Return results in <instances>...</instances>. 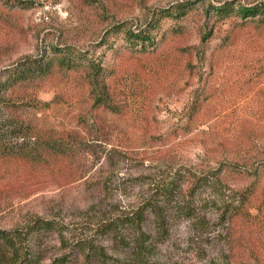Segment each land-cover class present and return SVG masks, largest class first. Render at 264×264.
Here are the masks:
<instances>
[{"label":"rangeland","instance_id":"374dc122","mask_svg":"<svg viewBox=\"0 0 264 264\" xmlns=\"http://www.w3.org/2000/svg\"><path fill=\"white\" fill-rule=\"evenodd\" d=\"M261 1L96 0L94 9L82 0H12L14 8L0 0V75L26 58L57 60L50 80L20 94L38 102L22 117L69 134L79 150L67 163H0V229L58 217L71 244L92 241L120 264H264V219L233 223L224 213L235 190L255 182L264 189L260 169L193 200L184 186L163 229L149 218L153 248L142 263L102 231L155 181L194 174L203 162L217 166L225 152L264 165V25L237 13ZM228 2L235 13L218 19L211 8ZM180 4L191 8L182 18ZM94 76L109 85L116 113L95 104L87 85ZM195 99L204 106L188 123ZM40 239L50 264L61 241Z\"/></svg>","mask_w":264,"mask_h":264},{"label":"trees","instance_id":"16d2710c","mask_svg":"<svg viewBox=\"0 0 264 264\" xmlns=\"http://www.w3.org/2000/svg\"><path fill=\"white\" fill-rule=\"evenodd\" d=\"M12 8L16 4L7 0ZM87 8L96 9V0H82ZM189 5L177 6L179 17H184L191 10ZM218 19H228L235 13L233 2L211 8ZM244 18L257 19L264 25V1L255 2L249 7H242L237 12ZM147 38H145L146 40ZM59 66L71 67V62L58 59ZM57 60L41 55L26 58L7 67L0 75V163L14 160L31 166L50 164L53 160H64L66 163L74 159L79 151L70 143L69 134L59 133L52 128H44L22 117L21 112L37 102L35 96H20L50 80L54 75ZM40 84V85H39ZM39 85V86H38ZM94 94L95 104L112 112L116 107L110 102V87L99 77L91 78L87 84ZM38 86V87H37ZM27 101V102H26ZM204 100L195 99L189 122H194L196 115L201 113ZM225 158L211 166L203 162L194 174H180L165 181H155L149 196L134 206L130 211L103 222L102 231L109 235L125 256L132 261L142 263L152 252L153 240L147 230L149 218L153 217L160 229L165 227L166 213L177 201L182 188L188 190L193 200L198 193L207 188L222 191L233 175H238V183L251 176V169L264 171V165L255 166L242 156L225 152ZM264 164V163H262ZM251 165V166H250ZM247 180V179H246ZM186 181V182H185ZM188 181V182H187ZM185 184V185H184ZM257 182L249 183L243 189L235 190L233 200L226 206L225 216L230 222L242 221L252 224L264 219V189L260 192ZM221 189V190H220ZM253 208L258 214L253 215ZM64 221L58 217L37 218L34 223L24 229H0V264H45L48 256L41 248V235L58 236L62 245V253L52 259L50 264H71L80 259L83 264L96 261H108L120 264V260L109 256L106 249L95 245L92 241L80 239L72 244L65 237Z\"/></svg>","mask_w":264,"mask_h":264}]
</instances>
